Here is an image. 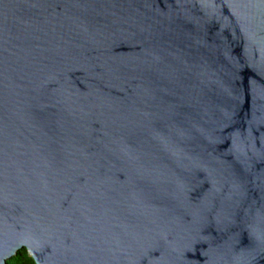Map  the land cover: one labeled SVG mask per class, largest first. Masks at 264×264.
<instances>
[{"label":"water","instance_id":"95a60500","mask_svg":"<svg viewBox=\"0 0 264 264\" xmlns=\"http://www.w3.org/2000/svg\"><path fill=\"white\" fill-rule=\"evenodd\" d=\"M264 264V0H0V264Z\"/></svg>","mask_w":264,"mask_h":264},{"label":"trees","instance_id":"16d2710c","mask_svg":"<svg viewBox=\"0 0 264 264\" xmlns=\"http://www.w3.org/2000/svg\"><path fill=\"white\" fill-rule=\"evenodd\" d=\"M6 264H34L30 256L24 249H20L17 254L6 260Z\"/></svg>","mask_w":264,"mask_h":264},{"label":"rangeland","instance_id":"374dc122","mask_svg":"<svg viewBox=\"0 0 264 264\" xmlns=\"http://www.w3.org/2000/svg\"><path fill=\"white\" fill-rule=\"evenodd\" d=\"M25 252H26V250H25Z\"/></svg>","mask_w":264,"mask_h":264}]
</instances>
